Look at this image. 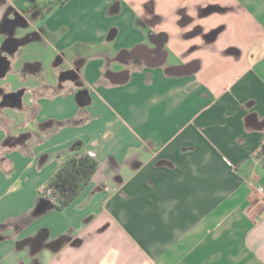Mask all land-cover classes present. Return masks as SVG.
I'll return each instance as SVG.
<instances>
[{
    "label": "crops",
    "instance_id": "obj_1",
    "mask_svg": "<svg viewBox=\"0 0 264 264\" xmlns=\"http://www.w3.org/2000/svg\"><path fill=\"white\" fill-rule=\"evenodd\" d=\"M263 145L264 0H0V264H264Z\"/></svg>",
    "mask_w": 264,
    "mask_h": 264
},
{
    "label": "trees",
    "instance_id": "obj_2",
    "mask_svg": "<svg viewBox=\"0 0 264 264\" xmlns=\"http://www.w3.org/2000/svg\"><path fill=\"white\" fill-rule=\"evenodd\" d=\"M264 153V146L260 154ZM264 166V157L261 159ZM98 168L97 161L84 153L68 156L43 188V196L53 208L62 210L85 189Z\"/></svg>",
    "mask_w": 264,
    "mask_h": 264
},
{
    "label": "built area",
    "instance_id": "obj_3",
    "mask_svg": "<svg viewBox=\"0 0 264 264\" xmlns=\"http://www.w3.org/2000/svg\"><path fill=\"white\" fill-rule=\"evenodd\" d=\"M262 157H264V153L262 154ZM247 185L253 192H256L262 196L261 202L264 203V186L256 184L253 180H248Z\"/></svg>",
    "mask_w": 264,
    "mask_h": 264
}]
</instances>
